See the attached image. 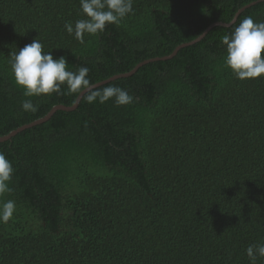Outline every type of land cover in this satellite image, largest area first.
Masks as SVG:
<instances>
[{
    "label": "trees",
    "instance_id": "trees-1",
    "mask_svg": "<svg viewBox=\"0 0 264 264\" xmlns=\"http://www.w3.org/2000/svg\"><path fill=\"white\" fill-rule=\"evenodd\" d=\"M253 1L133 0L132 14L81 43L64 28L87 19L80 0H0V137L79 95L66 84L24 94L11 54L34 39L96 84ZM248 16L264 22V1L95 88L121 87L131 103H88L86 92L0 141L14 168L0 205L16 203L0 221V264H251L246 249L264 243V75L236 78L222 43Z\"/></svg>",
    "mask_w": 264,
    "mask_h": 264
},
{
    "label": "clouds",
    "instance_id": "clouds-1",
    "mask_svg": "<svg viewBox=\"0 0 264 264\" xmlns=\"http://www.w3.org/2000/svg\"><path fill=\"white\" fill-rule=\"evenodd\" d=\"M82 12L87 19H80L73 25L66 22L64 28L69 35L84 42V34L95 35L103 32L108 24H119L133 13V0H80ZM222 43L226 45L225 65L236 78H258L264 75V22H256L251 16L245 17L230 35H225ZM11 70L15 81L25 89L26 96L42 94H63L61 86H67L68 93L87 92L86 100L92 103L99 99L105 103L115 98L118 105L131 103L133 97L118 86H108L96 91L88 79L89 69L80 67L78 71L67 70L65 57L54 58L52 52L45 53L38 39L11 54ZM24 111L36 112L37 106L31 100L22 102ZM14 168L12 162L0 151V195L10 192L9 182ZM16 211V203L7 200L0 205V221L7 222ZM251 264L257 257H264V243L249 245L246 249Z\"/></svg>",
    "mask_w": 264,
    "mask_h": 264
},
{
    "label": "water",
    "instance_id": "water-1",
    "mask_svg": "<svg viewBox=\"0 0 264 264\" xmlns=\"http://www.w3.org/2000/svg\"><path fill=\"white\" fill-rule=\"evenodd\" d=\"M261 1H264V0L253 1V2H251V3H249V4L245 5V6H242V7L237 11V13L235 14L233 20H232L230 23H228V24H225V23H222V22L212 23L210 26H208V27L204 30V32H203L199 37H197L196 39H194V40H192V41H190V42H187V43H184V44L178 46V47L173 51L172 54H170V55H168V56H164V57H155V58H151V59L145 60V61L139 63V64H138L133 70H131V71L128 72V73L120 74V75H115V76L109 78L108 80H105L104 82H103V81H102V82H98V83L93 84V85H95V88H96V87H98V86H100V85H102V84L104 85V83H107V82H109V81H111V80H114V79H116V78H118V77H124V76H129V75L133 74V73H134V72H135L140 66H142L143 64H146V63L151 62V61L160 60V59H168V58H171V57H173V56L178 52V50H179L180 48H182V47H184V46H188V45L194 44V43H196L197 41H199L201 38H203V37L206 35V33H207V32H208L213 26H215V25H225V26H230L232 23H234V22L236 21L238 15H239L242 11H244L245 9L249 8L250 6H253V5H255V4H257L258 2H261ZM85 93H86V92H84V93H79L78 97L76 98V99H77L76 102H75L72 106L67 107V106H62V105H55L54 107H52V109H51V110H50V111H49V112H48L43 118H40V119H38V120H36V121L30 123V124L24 125V126L18 128V129H16V130L10 132L8 135H6V136H4V137H0V141L7 140V139H9L10 137H12L13 135H15V134H16L17 132H19V131H22V130H24V129H26V128L32 127V126L35 125V124H39V123H42V122L48 120L49 118H51V116H52L57 110H66V111L74 110V109L78 106V103H79V101H80V98H82V96H83Z\"/></svg>",
    "mask_w": 264,
    "mask_h": 264
}]
</instances>
